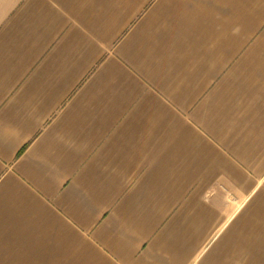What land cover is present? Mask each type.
I'll list each match as a JSON object with an SVG mask.
<instances>
[{"label": "crops", "instance_id": "0c3cea01", "mask_svg": "<svg viewBox=\"0 0 264 264\" xmlns=\"http://www.w3.org/2000/svg\"><path fill=\"white\" fill-rule=\"evenodd\" d=\"M0 264H264V0H0Z\"/></svg>", "mask_w": 264, "mask_h": 264}]
</instances>
